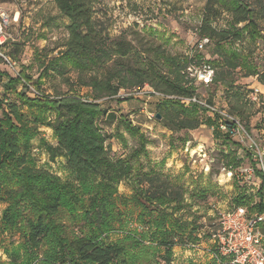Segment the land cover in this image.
Wrapping results in <instances>:
<instances>
[{
	"label": "rangeland",
	"instance_id": "obj_1",
	"mask_svg": "<svg viewBox=\"0 0 264 264\" xmlns=\"http://www.w3.org/2000/svg\"><path fill=\"white\" fill-rule=\"evenodd\" d=\"M93 2L94 17L109 36L125 37L131 42L133 53L126 60L132 66H139L141 57L155 58V50L160 47L182 58L196 54L205 56V62L214 58L211 55L213 44H208L202 50L198 47L207 0ZM1 10L12 17L19 14L18 21H12L8 29L12 38L3 50L11 61L16 62L15 67H10L6 59L0 57L1 95L6 92L4 85L9 77L20 78L24 75L25 80L30 78L29 83L25 85L21 79L17 91H25L28 96L53 99L58 94L69 93L81 96L86 101L94 99L90 88L73 86L71 82L76 80L74 72H68L66 77L45 72V67L52 60L60 59L68 38L69 21L60 14L54 0H8L0 2ZM229 21L230 16L223 12L213 20V25L228 28ZM260 25L261 37L255 38L244 31L242 40L234 44V49L245 55L241 74L246 70L264 72V20L260 21ZM238 84L246 94L253 115L247 120L237 117L244 127L248 122L249 129L246 130L250 138L264 148V84L259 82L258 75L240 77ZM195 86L198 98L217 107L228 108L221 88L201 82H195ZM138 89L125 91L132 93ZM8 96L14 99V91ZM145 100L143 95L132 94L125 99L118 96L97 101L101 108L98 126L107 137L112 154L126 158L134 167L132 176L117 185L114 205L110 210L112 229L108 235L126 243L131 264H158L159 246L153 238L173 230L178 218L189 222L197 220L200 227L198 240L184 246L176 245L172 264H214L210 254L214 246L211 234L217 227V214L236 207L235 199L240 195L244 197V204L241 205L251 212H255L254 204L259 201L262 180L255 176L253 180L243 182L235 175L237 168L252 162L247 156L250 138L230 135L231 140L228 139L227 133L219 129L215 118L202 108L197 111L202 122L199 128L178 129L163 117H156L163 100L155 96L148 100L147 111L155 114L152 118H148L142 110ZM21 101L22 119L14 122L22 140L30 144L33 164L49 170L63 181H72L74 177L65 168V159L57 157L51 160L47 151V145L56 144L50 125L56 118V112L48 104ZM5 123L8 127V123ZM146 172L163 173L173 184L182 186L184 209L176 211L172 205L163 203L161 210H148L138 200L134 190L137 174ZM6 207L7 203L0 201V219ZM53 222L60 238L65 240L86 235L94 227L84 219L82 209L70 205L54 215ZM144 223L156 225V232L148 239L142 234ZM63 241L57 238L52 244H45L36 260L32 261L29 257L26 260L30 264L50 263L46 261L50 250L55 247L58 250ZM22 242L20 228L7 230L0 227V264H21L25 256ZM51 263L60 264V261L53 260Z\"/></svg>",
	"mask_w": 264,
	"mask_h": 264
},
{
	"label": "trees",
	"instance_id": "obj_2",
	"mask_svg": "<svg viewBox=\"0 0 264 264\" xmlns=\"http://www.w3.org/2000/svg\"><path fill=\"white\" fill-rule=\"evenodd\" d=\"M5 1L8 0H0ZM54 3L69 21L68 38L62 58L52 60L45 72L62 77L74 72L73 86L90 88L94 99L86 101L69 93L58 94L53 99L31 97L25 91H17L21 79L28 85L29 77L28 81L24 75L9 77L4 85L6 92L3 95L0 92V201L7 203L0 227L22 230L21 245L25 256L21 264H30L26 260L28 257L36 260L39 250L57 238L64 243L57 248L59 251L56 247L50 250L46 258L50 263L59 260L60 264H131L126 243L109 237L108 231L112 229L110 210L117 185L132 176L134 167L126 158L112 154L107 137L98 126L101 108L97 101L114 97L121 90L146 85L166 96L192 97L197 88L188 68L192 64L202 65L206 58L202 54L182 58L160 47L155 50V58L141 57L139 66H132L126 60L133 53L131 42L125 37L111 38L98 24L93 0H54ZM223 12L230 16L228 28H217L213 20ZM262 20L264 0H207L200 26V39L208 38L209 44L214 45L211 52L214 58L205 62L214 69L212 84L225 93L228 112L241 120H247L253 112L238 80L258 75L259 82L264 84V72L246 70L241 74L245 55L235 50L234 44L242 40L244 31L255 38L261 37ZM12 90L14 99L8 96ZM19 101L48 104L56 112L55 120L50 123L56 144L47 145V151L51 160L65 159V168L74 177L72 181H63L49 170L33 164L30 144L22 140L14 122L22 119ZM158 107V114L171 125L189 130L202 125L197 115L199 108L207 111L197 103L186 104L175 99H165ZM245 124L249 129L248 122ZM227 135L231 140L230 134ZM256 175L263 181L259 190L262 196L264 173L258 170ZM136 181L137 198L148 210H161L163 203L172 205L176 211L184 209L183 187L173 184L165 174L140 173ZM243 198V195L238 196L236 205L244 204ZM66 205L84 211V219L94 226L88 234L71 240L60 238L53 216ZM254 210L263 212L262 201L254 206ZM143 225V237L148 239L156 232V225ZM199 228L197 220L189 222L178 218L173 230L153 238L159 246L158 264H172L174 247L196 242ZM153 241L149 243L153 244Z\"/></svg>",
	"mask_w": 264,
	"mask_h": 264
},
{
	"label": "built area",
	"instance_id": "obj_3",
	"mask_svg": "<svg viewBox=\"0 0 264 264\" xmlns=\"http://www.w3.org/2000/svg\"><path fill=\"white\" fill-rule=\"evenodd\" d=\"M18 19V13L12 17L8 12L0 11V57L6 59L12 68L15 67L16 62L11 61L3 53V50L12 38L8 29L12 21H18ZM209 42L208 38L202 39L198 47L202 50L206 48ZM188 73L195 79V82L206 85L211 84L214 77V69L205 62L202 65H190ZM132 94L143 95L146 98L142 110L147 113L148 118L155 116L154 113L147 111L148 100L154 96L161 100L175 99L186 104L197 103L206 108L207 112L215 118L221 131L232 136L242 135L250 138L248 131L238 117L230 114L225 108L203 101L196 95L192 97L166 96L146 85L132 93L121 90L114 97L121 96L125 99ZM247 147V156L252 162L235 170L236 178L243 182L253 180L257 176L258 170L264 173V148L251 138ZM261 201L264 204V188L262 196L260 195L259 201L255 202L254 206ZM211 239L214 246L211 248L210 254L218 264H264V210L261 213L251 212L245 206L237 205L231 210L219 212L217 214V227L211 234Z\"/></svg>",
	"mask_w": 264,
	"mask_h": 264
},
{
	"label": "water",
	"instance_id": "obj_4",
	"mask_svg": "<svg viewBox=\"0 0 264 264\" xmlns=\"http://www.w3.org/2000/svg\"><path fill=\"white\" fill-rule=\"evenodd\" d=\"M157 118H162V116L160 115V114H157V116H156Z\"/></svg>",
	"mask_w": 264,
	"mask_h": 264
},
{
	"label": "crops",
	"instance_id": "obj_5",
	"mask_svg": "<svg viewBox=\"0 0 264 264\" xmlns=\"http://www.w3.org/2000/svg\"><path fill=\"white\" fill-rule=\"evenodd\" d=\"M214 264H218L215 260L213 261Z\"/></svg>",
	"mask_w": 264,
	"mask_h": 264
}]
</instances>
